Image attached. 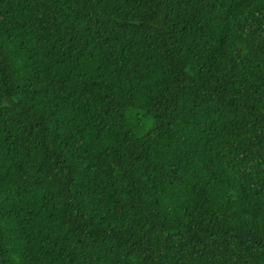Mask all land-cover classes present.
I'll return each mask as SVG.
<instances>
[{"label":"trees","instance_id":"16d2710c","mask_svg":"<svg viewBox=\"0 0 264 264\" xmlns=\"http://www.w3.org/2000/svg\"><path fill=\"white\" fill-rule=\"evenodd\" d=\"M0 264H264V0H0Z\"/></svg>","mask_w":264,"mask_h":264}]
</instances>
